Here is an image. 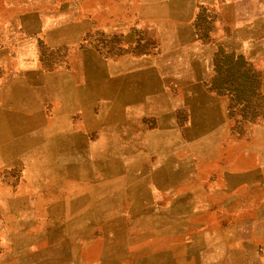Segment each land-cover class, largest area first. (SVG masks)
<instances>
[{
    "label": "crops",
    "instance_id": "0c3cea01",
    "mask_svg": "<svg viewBox=\"0 0 264 264\" xmlns=\"http://www.w3.org/2000/svg\"><path fill=\"white\" fill-rule=\"evenodd\" d=\"M19 1L17 22L24 36L17 55L24 68L9 77L33 78L29 84L19 83L23 107L0 109L6 117V122L0 121V137L6 140L11 120L12 129L26 131L34 128L35 118L40 119L41 130L53 134L37 137L34 145L48 161L69 162L73 170L82 162L88 177L93 169V176L115 179L113 185L99 181L97 189L84 193H89L86 200L102 203L108 194L120 195L125 177L132 180L123 191L132 209H178L181 215L193 208L201 217L226 210L227 219H203L200 224L252 227L239 234L217 230L185 236V228L166 234L179 243H196L194 250H178L179 258L191 259L186 264H264V162L251 172L236 173L229 167L216 171L214 178L226 179V186L208 193L200 188L180 191L188 173L173 167L186 165L188 145L200 146L196 149L201 153L203 146L222 142L218 132L228 126L223 101L204 83L216 74L212 68L219 51L248 64H264V0ZM140 20L154 40L156 36V56L150 53L141 61L124 57L120 46L107 59L102 47L90 44V34L99 25L124 34L126 46L136 49L139 41L134 34ZM203 20L211 25L210 41L203 40ZM42 49L54 53L53 69H46ZM32 97L33 102L26 100ZM40 101L50 103L51 109L45 112L41 107L39 112ZM92 192L99 196L92 197ZM257 193L262 195L258 207L252 197ZM250 210L257 216L234 221L235 211L242 215ZM157 218L163 217L128 219L130 224H156ZM174 219L158 223L169 228L188 224L187 219ZM159 254L169 257L170 250ZM141 257L148 260L137 264H165L163 259L155 261L149 251Z\"/></svg>",
    "mask_w": 264,
    "mask_h": 264
},
{
    "label": "rangeland",
    "instance_id": "374dc122",
    "mask_svg": "<svg viewBox=\"0 0 264 264\" xmlns=\"http://www.w3.org/2000/svg\"><path fill=\"white\" fill-rule=\"evenodd\" d=\"M20 8L19 0H0V109L23 107L18 98L19 91L22 90L19 83L29 84V79L33 78L9 77L24 68L20 67L17 55L18 42L24 36L17 22ZM138 26V32L134 34L139 41L136 49L126 46L124 34H115L112 27L105 29V26L99 25H96L95 33L90 34V44L102 47L107 53V59L113 58L120 46H124L121 53L124 57L138 58L141 61L147 54L154 53L156 56V36L154 40L144 21L140 20ZM210 26L209 22L202 21L204 41H210V34L207 33ZM41 53L47 61L46 69H53L54 53L44 49ZM214 62L218 63L217 67L212 68L216 74L213 77L211 74L209 81L204 84L206 89L223 101L221 107L224 108V119L228 126L224 131L218 132V137L222 139L220 145L203 146L201 153L197 150L200 146H187L186 165L175 163L173 166L177 169L185 168L188 173L186 182L178 186L180 191L195 192L200 188L208 193L211 189L226 186V179L214 178L216 171L227 170L229 167L236 173L251 172L264 162V64H248L244 61L237 62L236 59L233 61L223 51H219ZM246 77H250L251 90H246L249 101L247 99L248 102L244 104L246 98L237 91L242 90L241 84ZM26 100L33 102L35 98ZM30 105L33 108L35 106L32 103ZM50 105L40 101L36 109L40 112L43 107L46 112L51 109ZM2 114L0 112V121H5L6 117L4 119ZM30 116L34 117L28 115V118ZM73 120L77 126V117ZM13 125L14 121L11 120L6 140L0 137V264H137L148 260L141 257L146 251L155 257V261L163 259L165 264H179V261L186 264V260L191 259L179 258L178 250H194L196 243H179L176 237L166 234H173L184 228L187 234H183L185 236L217 230L239 234L252 228L248 225L200 224L203 219H227L226 210L208 211L202 218L193 208L181 215H178V209H132V203L125 197L128 194H123L132 180L125 177L121 178L120 195L108 194V200L102 203L89 201V197L86 200L89 193H84L97 189L99 181L113 185L115 179L93 176V169L88 177L87 171L82 168V162L75 163L76 168L73 170L69 168V162L48 161L34 145L37 137L47 138L53 134L51 130H41L40 119L35 118L32 121L34 128L26 131L18 126L17 129H12ZM37 151L38 159L35 158ZM3 158L6 160H2ZM171 180L178 181L173 178ZM91 196L98 197L99 193L92 192ZM261 196L258 193L252 195L257 207L261 203V200L257 203ZM170 212L176 216H170ZM235 212L234 221L241 217L257 216L253 210L245 211L242 215ZM131 216L136 219L151 216L163 218L159 221L157 218L156 224H130L128 218H133ZM169 217L187 219L188 224L170 228L162 226L163 221ZM169 250V257L160 256L159 253ZM135 252L141 253L140 256H134ZM192 260L195 261V258Z\"/></svg>",
    "mask_w": 264,
    "mask_h": 264
},
{
    "label": "trees",
    "instance_id": "16d2710c",
    "mask_svg": "<svg viewBox=\"0 0 264 264\" xmlns=\"http://www.w3.org/2000/svg\"><path fill=\"white\" fill-rule=\"evenodd\" d=\"M231 57V59L234 61V59H236L237 62L239 61H244L240 58H237L235 56H232V55H229ZM245 62V61H244ZM215 63V67H217L218 63L217 62H214ZM231 70V69H230ZM232 71V70H231ZM244 78V77H243ZM250 77H246V80L244 79V82H242L241 84V87H242V90H238L237 92H239L240 94H242L245 98H246V101L244 100V104H246L249 99L247 97V94H246V90L249 92L251 90V83H250ZM232 89V87H230ZM233 92H234V89H233ZM250 94V93H249ZM248 99V101H247Z\"/></svg>",
    "mask_w": 264,
    "mask_h": 264
},
{
    "label": "bare ground",
    "instance_id": "6f19581e",
    "mask_svg": "<svg viewBox=\"0 0 264 264\" xmlns=\"http://www.w3.org/2000/svg\"><path fill=\"white\" fill-rule=\"evenodd\" d=\"M81 212H82V211H80V213H81ZM61 231H62V230H61ZM61 231H60V232H61ZM60 232H59V233H60ZM54 237H55V236H54Z\"/></svg>",
    "mask_w": 264,
    "mask_h": 264
}]
</instances>
